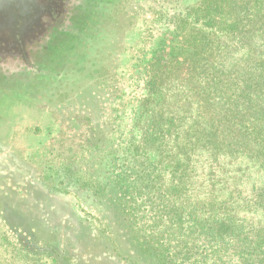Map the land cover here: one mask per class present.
Returning a JSON list of instances; mask_svg holds the SVG:
<instances>
[{"label":"rangeland","instance_id":"374dc122","mask_svg":"<svg viewBox=\"0 0 264 264\" xmlns=\"http://www.w3.org/2000/svg\"><path fill=\"white\" fill-rule=\"evenodd\" d=\"M114 3L101 26L102 79L50 113L0 98V264H149L134 251L149 225L143 233L126 224V234L108 185L112 191L118 175L139 184L149 167L176 161L186 164L184 179L189 172L184 193L208 208L203 216L233 217L246 238L239 244H248L240 257L233 240L211 243L181 228L179 240L195 246L191 261L264 264L254 251L264 240V39L252 16L230 27L264 0H219L209 26L193 16L201 0ZM137 207L123 203L132 217ZM146 209L138 215L151 223ZM152 234L146 242L155 250L159 235Z\"/></svg>","mask_w":264,"mask_h":264},{"label":"flooded vegetation","instance_id":"af4514ba","mask_svg":"<svg viewBox=\"0 0 264 264\" xmlns=\"http://www.w3.org/2000/svg\"><path fill=\"white\" fill-rule=\"evenodd\" d=\"M113 1L120 2L40 0L41 9L17 17L15 42L0 36V98L15 97L50 113L62 101L71 103L86 83L102 79L96 70L99 56L105 57L101 26L115 8ZM29 21L32 26L21 29ZM4 124L0 109V130Z\"/></svg>","mask_w":264,"mask_h":264},{"label":"trees","instance_id":"16d2710c","mask_svg":"<svg viewBox=\"0 0 264 264\" xmlns=\"http://www.w3.org/2000/svg\"><path fill=\"white\" fill-rule=\"evenodd\" d=\"M218 1L219 0H201L198 8L193 11V16L196 15L197 22H200L203 26H209L207 23L209 21L208 18L212 16V13L214 12L213 8ZM219 8L220 6L217 7V9ZM252 12L253 10L249 8L243 9L242 12L237 13L232 21L233 24L230 25V27L233 30L234 25L238 27L240 24V26H242L245 22L244 18H250L252 16L253 19H257L261 23L262 38L264 39V7L259 8L254 13ZM206 19L208 21H206ZM248 21L245 26L250 24ZM244 32H246L245 27ZM234 133L239 137L242 136V140H245V138L248 140L250 139L247 134H242L240 131ZM237 136L229 142L236 143ZM257 141L259 140H255L254 143ZM255 154L258 156L260 153L256 152ZM185 170L186 164L178 161L170 166L154 164L152 167H149L147 174L145 173V175L141 177L142 181H140L139 184L135 179L124 177V175H118V177L115 178V183L111 186L112 191L109 189L108 185V191L106 193V196H109L108 202H115L116 207L113 215L115 216L118 225L125 226L121 228L126 230V234H128V229L131 232V228H128L126 224L132 223L134 227H139L143 233L148 230L144 226L149 225L151 232H146L149 233L147 235L142 234L141 239L147 241L154 236L152 233H155V236L159 235L161 237L160 239V237L157 236L158 242L155 245V250L149 248L151 245L147 244L146 241H143L141 246L138 245L139 241H136V248L139 247V249H134V251L138 252L140 256L146 258V261H148L149 264H166L169 262L171 264H197L198 260L191 261L192 257L188 255L190 249L195 248V246L186 240L184 241V239L179 240V237L184 233V230L181 228H187L186 231L189 235H193V232H198L199 234L206 236L211 243L217 241L222 242L227 238L233 240L232 242L235 243V245H233L232 248L235 250L234 252H237L241 257L243 255L244 246H247L248 244L246 241H244L246 245L239 244V242H243L246 238L238 235L240 232L238 228L235 229L232 227L234 226L232 221L233 217H230L229 215V217L226 215L218 217V215L212 214L209 216H203L205 210L208 209L205 208L206 204L203 201L193 202V200L184 193L187 191L189 185V172L185 179L183 178ZM173 182L174 184L175 182L177 184L172 185ZM164 184H166L165 187H163ZM117 191L119 194L118 196ZM143 195H146V200L141 202L140 199ZM153 196H155V198H153ZM138 200L139 202L136 203ZM261 200H255L258 207L263 204ZM123 203L128 208L134 204L136 207L138 206L133 214L134 217L124 211ZM144 204L148 208L146 209V220L152 218V220H150L151 223H145L144 219L141 220V218H143V216L141 217L142 214H140V216L138 215V208ZM218 205L222 207L225 203L212 202V208H217ZM116 211L118 213H116ZM185 222H187L189 226L184 225ZM142 231L138 230L137 233H141ZM169 242L174 243L175 247L178 246L179 251L175 252L170 250ZM258 242L257 246L255 245L256 247L254 248V251L264 254V249L260 248L264 246V240L258 238ZM157 250H160V252L165 250L166 252L160 253ZM57 251V249H54V252ZM176 260L177 263H173V261ZM260 262L263 263L264 259ZM245 263L247 264V260Z\"/></svg>","mask_w":264,"mask_h":264},{"label":"water","instance_id":"95a60500","mask_svg":"<svg viewBox=\"0 0 264 264\" xmlns=\"http://www.w3.org/2000/svg\"><path fill=\"white\" fill-rule=\"evenodd\" d=\"M40 0H0V36L4 37L6 42H15V36L17 35V27L20 25L17 22V17L21 16L26 18L31 15V11L41 9L39 5ZM17 11L19 13H17ZM26 26L31 27L32 24L29 21L24 23L21 29H25Z\"/></svg>","mask_w":264,"mask_h":264}]
</instances>
